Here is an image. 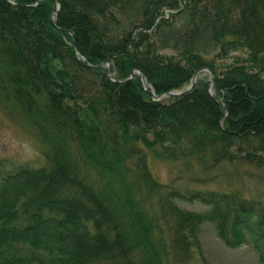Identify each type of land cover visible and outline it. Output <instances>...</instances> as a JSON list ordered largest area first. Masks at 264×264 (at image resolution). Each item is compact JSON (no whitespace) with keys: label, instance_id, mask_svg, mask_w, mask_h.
<instances>
[{"label":"trees","instance_id":"trees-1","mask_svg":"<svg viewBox=\"0 0 264 264\" xmlns=\"http://www.w3.org/2000/svg\"><path fill=\"white\" fill-rule=\"evenodd\" d=\"M236 50L246 57L220 68L216 58ZM101 62L121 81L89 66ZM200 67L213 74L212 94L206 73L186 94L152 96L187 85ZM134 69L145 83L137 73L129 78ZM0 74L5 96L40 114L49 135L43 165L0 162V264H141L132 238L149 226L144 217L132 222L128 185L121 209L86 180L79 156L112 175L123 157H135L140 180L158 193L174 257L198 242L203 220L228 247L264 238V202L236 191H162L148 165L149 152L217 163L235 158L233 147L264 161V0H0ZM141 243L155 259L153 243Z\"/></svg>","mask_w":264,"mask_h":264},{"label":"rangeland","instance_id":"rangeland-1","mask_svg":"<svg viewBox=\"0 0 264 264\" xmlns=\"http://www.w3.org/2000/svg\"><path fill=\"white\" fill-rule=\"evenodd\" d=\"M162 52L174 53L170 49ZM246 55L245 50H236L230 52L226 58H216V62L220 68H225L236 56L244 58ZM206 73H200L198 77H204ZM163 99L167 98L161 100ZM34 115L23 110L12 97L5 96L0 86V162L4 168L20 164L39 167L44 164L41 141L47 142L45 135L48 134L39 126V123L43 125L42 116ZM231 150L233 153L236 152L235 158L223 159L217 163H214L208 155L205 156L206 158L201 157L203 159L196 156L156 158L149 152L148 165L153 177L164 184L162 191L172 189H179L181 192L192 189L236 191L243 197L264 202V161L257 164L243 157L244 154L239 153L235 147ZM76 159V165H80L86 180L96 190L111 193L112 197L119 201L121 209L125 207L126 190L120 189L122 185H128L132 197L127 199L126 207L132 222H135V217H144L145 224L149 226V231L141 230L138 237L141 242L149 239L154 245L153 250L157 252L156 258L149 260L151 255L147 254L144 244L140 242L137 245L139 239L132 238L135 245L132 254L137 263L142 264L143 261L149 260L148 264H263L259 259V251L261 249L262 252L264 251V238L252 236L236 248L228 247L217 236L215 225L210 220H203L199 224L198 242L192 243L188 254L174 257L170 251L172 240H170L168 224L160 212L158 193L147 188L140 180L134 164L135 157L122 158L124 162L122 168L118 170L119 176L94 169L80 156ZM176 203L179 207L195 212H204L208 209L207 206L198 203ZM137 229L139 232V228ZM154 251L153 254H156Z\"/></svg>","mask_w":264,"mask_h":264},{"label":"water","instance_id":"water-1","mask_svg":"<svg viewBox=\"0 0 264 264\" xmlns=\"http://www.w3.org/2000/svg\"><path fill=\"white\" fill-rule=\"evenodd\" d=\"M56 7H57V10L59 9L60 7V3L57 1V4H56ZM56 10V11H57ZM56 11L53 12L50 20L51 22L53 23L54 21V14H56ZM75 56L78 60L80 61H85V58L80 55L76 50H75ZM89 66L91 67H106V76L107 78L113 80V81H117V82H120L121 80H116L114 77H113V74L111 73V64L110 62H101L97 65H91L89 64ZM201 72H208L209 73V79H210V82L208 84V92L211 94V85H212V82H213V74L211 72V70L208 68V67H200L198 68L193 74H192V77L190 79V82L188 85H186L184 88L182 89H178V90H173V91H166L160 95H155L154 93H152L151 91V94L154 98H157L156 100L160 99V98H164V97H174V96H181L183 94H186L188 91H190L192 89V87L194 86V84L196 83L197 79H198V75L201 73ZM134 73H137L140 77V80L144 82V77L142 75V73L140 72V70L138 69H134L132 70V73L130 74L129 78H131L133 76ZM216 98V97H215ZM216 100H219L221 101V99L219 98H216Z\"/></svg>","mask_w":264,"mask_h":264},{"label":"bare ground","instance_id":"bare-ground-1","mask_svg":"<svg viewBox=\"0 0 264 264\" xmlns=\"http://www.w3.org/2000/svg\"><path fill=\"white\" fill-rule=\"evenodd\" d=\"M170 15V14H169ZM56 16V15H55ZM145 83V82H144ZM188 85V84H187ZM147 86V85H146ZM156 100V99H155Z\"/></svg>","mask_w":264,"mask_h":264}]
</instances>
